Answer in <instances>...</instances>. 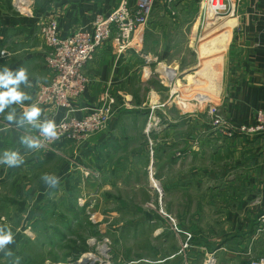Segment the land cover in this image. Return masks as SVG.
Here are the masks:
<instances>
[{"label":"crops","instance_id":"1","mask_svg":"<svg viewBox=\"0 0 264 264\" xmlns=\"http://www.w3.org/2000/svg\"><path fill=\"white\" fill-rule=\"evenodd\" d=\"M124 1L132 7L137 2L33 0L32 3L28 2L34 9L33 16L29 17V14L18 15L11 0H0V68L5 65L13 70L25 67L31 85L21 87L32 99L23 105L12 106L16 108V119L22 116L26 106L33 103L37 88L52 80L46 65L49 50L39 37L37 22L46 19L56 21L59 35L64 38L76 31H91L98 15H110ZM24 7L30 9L27 4ZM200 16V0H157L145 31L137 39L140 53L130 50L119 55L111 45L95 53L93 61L86 67L89 80L86 94L83 100L80 99L82 101L77 100L73 105L78 116L85 115L97 107L104 94L109 92L114 100V117L109 132L105 134L94 135L80 145L66 144L61 147L60 153H46L29 149L22 143V137L32 138L37 128L27 122L20 127L9 123L5 119L9 108L0 114V158L6 150H13L18 151L24 159L19 166L0 164V218L4 219L0 227H10L5 224V218L10 216L11 207L20 209V203L24 202L21 191L25 183L39 184V198H43L44 192L48 191L49 214L57 219L45 227V231L51 235L50 247L71 245L80 253L88 248L90 236L83 234L88 228L86 222L90 212L88 205L79 204L77 199L87 197L85 194L91 186L87 179L88 171L91 167L102 169L100 161L104 150L107 153L112 149L122 154L123 148L128 152L145 148L147 153L172 154L185 153L189 147L197 151L208 142L205 151L218 149V155L234 151L237 158H242L241 161L234 162L233 159L218 163L215 167V188L219 189L211 193V201L230 207L217 211L216 218L220 219L216 223L219 222L220 231L215 227L213 230L199 228L201 232H197L199 237L193 242L189 254L182 249L185 240L183 232L153 231L151 241L155 236L159 240V236L163 235L161 256L134 257L126 261L117 260L114 264H204L209 254L215 256L217 264L264 261V224L261 223L264 217V139L238 132L242 127H251L257 111L264 109V0H237L234 25L220 49L219 46L213 49L205 40L194 38L199 30L196 25ZM219 56L218 71L223 75L218 92L219 107L233 138L228 142L223 141V145H218L214 140L215 137L224 138L218 133L203 139L210 117L202 114L197 107H188L186 93L181 89L170 92V84L164 75L166 66L176 69L178 73L185 74L197 69L200 73L206 63L205 58L215 59ZM187 78L196 79L193 74ZM207 81L213 82L211 79ZM155 106L161 109L154 110ZM155 113L161 116L162 124L159 130L156 129L158 124L148 132V122L154 124ZM50 115V111L42 109L41 120L48 119ZM64 116L65 111L62 110L55 121H60ZM154 140L158 143L156 146ZM178 164L179 161H171L167 170L175 169ZM27 172L30 174L28 177ZM44 174L58 177L57 186L49 187L41 178ZM11 186H15V195L7 194V188L10 190ZM76 187L81 189L79 196ZM239 194L241 199L236 200ZM204 220L201 219L200 223ZM0 253L1 257L7 256V260H10L11 255Z\"/></svg>","mask_w":264,"mask_h":264},{"label":"rangeland","instance_id":"2","mask_svg":"<svg viewBox=\"0 0 264 264\" xmlns=\"http://www.w3.org/2000/svg\"><path fill=\"white\" fill-rule=\"evenodd\" d=\"M32 1L11 0V4L13 3V9L18 15L29 14L28 16L30 17L33 16L34 12V9L29 4ZM233 2L237 3V0H233ZM22 4H27L30 9L22 6ZM204 4V0H200L201 16L196 25L199 30L196 31L197 34L194 36L198 41L206 39L208 35L206 28L211 23L210 16L206 15L208 18H205ZM20 9H24V11L22 10L23 13H20ZM227 19H219L218 23L222 24ZM41 21L37 22V26H40ZM213 36L212 34L210 37ZM40 39L42 38L40 37ZM208 60L211 59L205 58L204 62ZM168 67L170 66L165 68ZM197 70L183 74L178 73L175 69L178 75L171 81L169 91L175 92L180 89V91H184L188 107H197L201 109L202 114L205 113L208 118L210 117L206 123L208 130L203 132V139L204 137L208 139V135L210 137V135L214 136L215 133H218L224 138L215 137L214 140L218 145H223L221 144L223 141L228 142V140L233 139L232 133L228 131L226 124L219 126L215 117L211 115V109L216 108L219 112L218 114L222 116L219 107L220 100H218L220 93L218 94L219 91L215 92L213 90L211 81L210 83L207 81L211 79L221 85L223 75L218 72L212 76H206ZM189 74H193L196 79L188 80L187 76ZM44 85L46 84L41 86ZM38 88L32 104H36L35 98ZM106 94L112 100L108 113L109 119L105 123L106 127L100 133L91 135L88 140L94 135L97 136L109 132L108 130L114 117V100L109 92L104 94L100 104L94 109L108 108L103 101ZM194 100L198 101H196V105H194ZM39 107L50 111L51 115L48 119L55 121L57 116L55 111L57 110L52 107ZM156 109L161 108L160 106H155L154 110ZM81 111L84 112V110ZM89 113L90 111L85 115L78 116L77 111H75L73 115L79 118L87 116ZM153 117L159 120L157 121L158 123L156 122L157 124L154 123L153 125L154 127L159 124L156 127L159 130L162 118L160 115L157 116L156 113ZM203 119L206 120L207 118L204 116ZM60 121H55V123ZM149 126L150 122H148L147 126L148 132H150ZM38 134L39 131L37 129L36 133L31 136H38ZM87 141L73 144L80 145ZM148 142L150 143L149 140ZM153 143L154 146L158 144L156 140ZM66 144L71 143H57L55 150L60 153L61 147ZM208 146L207 142L203 144L202 150L193 151L189 147L185 150V153L172 154H163V152L155 154L151 151L147 153L145 148L141 149L140 147H138L140 149L137 148V152H128L123 148L125 151L121 150L122 154L116 153L117 151L112 149H109L110 152L107 153L104 150L101 158L102 162L100 161L102 169L97 170L91 167L88 171L87 179L90 181L91 186L87 195L85 194L87 197L81 198L82 200L80 198L77 199L79 204L88 205L87 210L90 212L89 219L86 222L88 228L83 234L84 236H90L87 241L88 248L80 251V253L79 250L72 249L71 245L62 246V248L50 247L51 235L45 231V227H49L51 222L53 224L57 221L49 214L50 195L47 191L44 192L43 198H39L41 186L39 184L25 183L23 191L20 190L23 192L24 202L20 203V209L17 207L15 210L16 206L11 207L10 216L5 218V224L8 227L10 225L8 229H11L14 234L15 242L7 246L11 250L12 255L10 260H7L9 258L7 256H0V264H79L88 255H92L96 259V262L92 264H114L117 260L126 261L134 257L144 258L147 256L157 258L163 252L161 246L163 235L159 236L161 237L159 240L155 236L154 240L151 241L152 232L161 233L167 230L183 232L182 235L185 240L182 249L186 254H189V252H192L193 242L199 237L197 232H201V227H204V230H213V227H215V230L220 231V224L219 222L216 223L220 219L218 218L217 220L216 218L217 211L221 208L230 209V207H225V203L211 201L212 198H210L211 193L219 189L215 188L216 165L233 159L234 162L242 160V158L236 157L237 153L234 151H230L225 155H218V149L210 151L209 148L205 151ZM38 150L44 152L40 148ZM123 160H125L124 163L122 162ZM171 161H179V167L176 165L175 169L167 170V165ZM29 175L27 172V177ZM220 175H217V177ZM27 182H29L28 178ZM153 182L158 183L160 190L153 185ZM76 189L77 193H79L77 196H79L81 189L79 187H76ZM16 193L15 186H11L10 190L7 188V194L15 195ZM235 198L236 200L241 199V194ZM235 202L237 203L238 201ZM201 219H205L203 223L201 222L203 226L200 223ZM2 222H4V219L0 218V223ZM120 229H122V232H120ZM92 260L93 258L87 264H91Z\"/></svg>","mask_w":264,"mask_h":264},{"label":"built area","instance_id":"3","mask_svg":"<svg viewBox=\"0 0 264 264\" xmlns=\"http://www.w3.org/2000/svg\"><path fill=\"white\" fill-rule=\"evenodd\" d=\"M156 1L137 0L135 7L124 1L110 15H98L91 31H76L64 38L59 35V26L56 21H41L39 34L49 50L46 65L52 74V80L49 84L38 88L35 103L37 106L54 108L57 110L56 114L62 110L65 111V115L66 112L68 113L59 123L56 122L57 139H44L40 133L32 137V139L40 140L42 145L40 149L58 153L55 150L57 143H82L91 135L105 129V123L109 119V107L112 104L107 94L103 99L105 106H108L107 109H94L87 116L79 118L73 115L74 102L83 99L87 91L89 80L86 67L93 61L95 53L108 45H111L119 55H124L130 50L140 53L141 47L137 44V39L145 31ZM172 1L169 0V2ZM204 3L205 18H208L207 15L224 20L235 14L236 4L233 0H204ZM22 10L24 11L20 9V12ZM164 75L167 82L171 84L178 74L175 70L166 68ZM210 112L219 126L227 125L226 120L218 114L216 108H212ZM157 121L159 120L155 119L154 123ZM153 125L150 124V131ZM238 132L261 136L264 139V109L257 111L251 127H242ZM261 223L264 224V217ZM204 264H217L215 256L209 254ZM247 264H261V261H251Z\"/></svg>","mask_w":264,"mask_h":264},{"label":"clouds","instance_id":"4","mask_svg":"<svg viewBox=\"0 0 264 264\" xmlns=\"http://www.w3.org/2000/svg\"><path fill=\"white\" fill-rule=\"evenodd\" d=\"M30 87L28 71L25 67L13 70L7 65L0 68V114L5 113V109L10 111L5 116L9 123H15L18 127L25 122L32 124L38 129L44 139H57V125L54 120L45 118L41 120L42 109L36 104L28 105L24 108L22 116L16 119V108L13 105H23L25 101H30L32 97L25 92L21 86ZM22 143L29 149L41 148L40 140L29 137H22ZM24 163V159L18 151L6 150L0 158V164L8 167L19 166ZM49 187H56L59 178L52 174H44L41 177ZM14 234L11 229L0 227V252L5 255H12L8 245L14 243ZM264 264V261H261Z\"/></svg>","mask_w":264,"mask_h":264},{"label":"bare ground","instance_id":"5","mask_svg":"<svg viewBox=\"0 0 264 264\" xmlns=\"http://www.w3.org/2000/svg\"><path fill=\"white\" fill-rule=\"evenodd\" d=\"M209 19H211L210 20L211 23H209V25L206 28L208 35L206 36L205 41L208 42L209 47L215 49L219 46L218 49H220V46L223 43L224 39L227 38V36H228V32H229L230 28L234 25V18L232 16L222 24L218 23L219 19H217L216 17L215 18L211 17ZM212 34L214 35L213 38L210 37ZM220 61H221V57L219 56V58L215 57V59H211L210 62H206L203 69L200 71L201 74H204L206 76L207 75L212 76L213 74L218 73L219 72L218 66L220 64ZM170 75L173 76L172 73H170ZM208 80H210V79H208ZM211 85L213 86V90L215 92L219 91L220 85L218 84V82H214V83L211 82ZM153 185L156 188H159V190H160V186L158 185L157 182H153ZM91 258H93V260L91 261V264L95 263L96 262L95 257H93L92 255H88L85 258H83L82 261L79 262V264H87Z\"/></svg>","mask_w":264,"mask_h":264}]
</instances>
